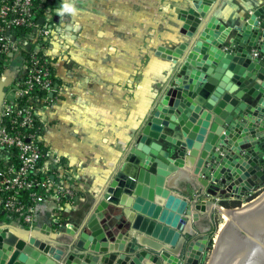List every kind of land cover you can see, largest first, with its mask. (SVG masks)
I'll return each mask as SVG.
<instances>
[{"label": "water", "instance_id": "95a60500", "mask_svg": "<svg viewBox=\"0 0 264 264\" xmlns=\"http://www.w3.org/2000/svg\"><path fill=\"white\" fill-rule=\"evenodd\" d=\"M186 1L176 13L182 22L179 32L189 41L174 49L159 45L156 52L179 63L177 74L143 123L116 178L71 231V242L61 244L58 255L38 228L0 227V264H198L212 234L211 228L196 232L193 211L207 213L211 224L215 211L228 217L209 264H264V194L258 197L264 192V6L224 48L216 41L224 26L210 16L211 0ZM252 48L257 49L254 58ZM196 106L210 113L199 126L189 118ZM222 107L228 110L224 118L219 116ZM171 167L190 169L198 185L193 194L163 190ZM124 174L129 175L126 190L121 188ZM217 193L251 198L224 207ZM204 194L210 198L199 202Z\"/></svg>", "mask_w": 264, "mask_h": 264}, {"label": "crops", "instance_id": "0c3cea01", "mask_svg": "<svg viewBox=\"0 0 264 264\" xmlns=\"http://www.w3.org/2000/svg\"><path fill=\"white\" fill-rule=\"evenodd\" d=\"M46 3L38 11L45 17V25L53 19L50 27L55 41L47 46V52L59 90L53 95V106L38 107L37 114L42 124V146L48 152L41 166L53 184L44 199L34 205L30 222L4 212L0 193V227L18 231L22 226L31 231L38 228L37 233L53 242L55 253L60 255L61 244L71 242V231L82 225L110 181L116 178L118 166L143 123L177 74L179 63L156 54L157 47L174 49L190 38L179 32L182 22L176 13V9L186 8V0ZM65 4L72 6L75 14L64 12ZM208 4L210 16L224 26L216 41L225 48L237 34H242L238 29L257 8L264 6V0H211ZM261 27L264 32V24ZM254 52L257 49L252 48V55ZM21 69V55L11 52L0 76V108ZM230 102L231 106L236 104L232 97ZM180 105L179 110L183 107ZM225 108L219 114L221 118L228 114ZM202 110L196 106L192 111L189 118L193 126L210 119L207 110H203L207 114L202 117ZM168 170L163 190L181 195L195 192L198 185L189 168ZM122 179L121 188L129 189V175L124 174ZM57 184L68 187L71 194L56 198L53 187ZM207 198L210 197L204 194L199 202ZM230 198L229 193L215 196L219 202L233 201ZM193 216L197 233L210 230L207 213L193 211ZM45 254L56 261L51 254Z\"/></svg>", "mask_w": 264, "mask_h": 264}, {"label": "built area", "instance_id": "2783aa9c", "mask_svg": "<svg viewBox=\"0 0 264 264\" xmlns=\"http://www.w3.org/2000/svg\"><path fill=\"white\" fill-rule=\"evenodd\" d=\"M46 2L0 0V76L11 52L22 57L21 72L0 108L1 208L9 214H21L26 222L31 221L34 205L44 199L53 184L40 164L48 152L42 146V124L37 114L38 107L53 106V95L59 90L47 52L55 35L51 25L38 22L45 18L38 10ZM53 188L56 198L71 194L68 187L57 184Z\"/></svg>", "mask_w": 264, "mask_h": 264}, {"label": "rangeland", "instance_id": "374dc122", "mask_svg": "<svg viewBox=\"0 0 264 264\" xmlns=\"http://www.w3.org/2000/svg\"><path fill=\"white\" fill-rule=\"evenodd\" d=\"M49 23H50V25L53 24V19H50ZM249 198H251V197H248V198L242 197L239 200H237V199H235L233 197L230 198V199H233L234 202H239V205H241V204H246V202H247V200ZM225 218L226 217H224L222 215V213H220L218 211H215V213L213 215L212 226H211L212 238L210 239V243L206 247V249H205V251H204V253L202 255V258L200 259L198 264H209L210 263V260H211V258L213 256V249L216 248L214 243L217 242L218 235L220 234L221 230L224 227V222L226 221Z\"/></svg>", "mask_w": 264, "mask_h": 264}, {"label": "trees", "instance_id": "16d2710c", "mask_svg": "<svg viewBox=\"0 0 264 264\" xmlns=\"http://www.w3.org/2000/svg\"><path fill=\"white\" fill-rule=\"evenodd\" d=\"M40 164H41V160H40ZM23 195V193H22ZM224 207H236V206H239V202H234V201H231V202H223L221 203ZM14 217H17L18 219L19 218H22V215L21 214H12Z\"/></svg>", "mask_w": 264, "mask_h": 264}, {"label": "clouds", "instance_id": "9594fccd", "mask_svg": "<svg viewBox=\"0 0 264 264\" xmlns=\"http://www.w3.org/2000/svg\"><path fill=\"white\" fill-rule=\"evenodd\" d=\"M63 10H64V12L72 13V14H75V11H76L72 6H70L68 4H65L63 6Z\"/></svg>", "mask_w": 264, "mask_h": 264}, {"label": "bare ground", "instance_id": "6f19581e", "mask_svg": "<svg viewBox=\"0 0 264 264\" xmlns=\"http://www.w3.org/2000/svg\"><path fill=\"white\" fill-rule=\"evenodd\" d=\"M114 189L117 190L116 187H114ZM263 194H264V192H263L262 194H260L258 197L262 196ZM258 197H257V198H258ZM257 198H256V199H257ZM254 200H255V199H254ZM254 200H253V201H254ZM245 206H247V205H244V207H245ZM222 215H223L224 217H226V218H225L226 221L224 222V227H225L226 224H227V222H228V217H227L226 215H224V214H222ZM224 227H223V229H224ZM223 229L221 230L220 234L223 232ZM220 234L218 235L217 242H218V240H219V238H220ZM217 242H216V243H217ZM213 254H214V253H213ZM210 261H211V260H210Z\"/></svg>", "mask_w": 264, "mask_h": 264}]
</instances>
